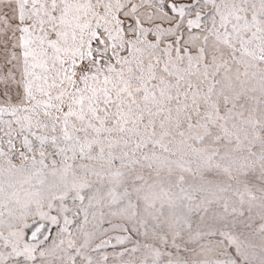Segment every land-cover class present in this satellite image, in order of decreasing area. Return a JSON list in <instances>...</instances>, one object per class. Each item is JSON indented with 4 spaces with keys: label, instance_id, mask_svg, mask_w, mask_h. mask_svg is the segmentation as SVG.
<instances>
[{
    "label": "snow or ice",
    "instance_id": "1",
    "mask_svg": "<svg viewBox=\"0 0 264 264\" xmlns=\"http://www.w3.org/2000/svg\"><path fill=\"white\" fill-rule=\"evenodd\" d=\"M0 264H264V0H0Z\"/></svg>",
    "mask_w": 264,
    "mask_h": 264
}]
</instances>
